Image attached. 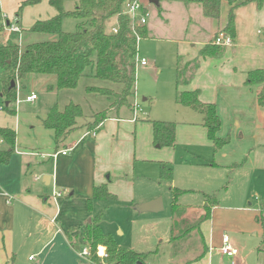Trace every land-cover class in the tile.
Listing matches in <instances>:
<instances>
[{
  "label": "crops",
  "instance_id": "0c3cea01",
  "mask_svg": "<svg viewBox=\"0 0 264 264\" xmlns=\"http://www.w3.org/2000/svg\"><path fill=\"white\" fill-rule=\"evenodd\" d=\"M24 1L0 0V10L7 22L5 26L16 25L22 31L21 39L35 43L33 37L37 35L26 31L36 21L48 20L57 13L49 0H42L24 7L17 18L16 12ZM171 1L142 3V12L149 21L145 40L174 41V37L159 32L166 31L169 25ZM174 1L182 12L195 14L196 36L189 40L179 38L175 41L176 51L170 58L167 56L162 68L173 69L174 81H166L162 89L155 82L151 92L141 93L148 97L143 101L159 99L175 105L178 118L173 121L154 119L153 102L149 115L138 116L144 113L141 108L136 113L125 108L110 109L104 120L90 128L95 119H79L76 127L56 143L54 132L45 129L42 120L54 105L64 106L59 104L58 92L48 93L43 87L44 108L27 121L23 117L25 111L30 105L37 107L38 98L32 103L25 98L34 91L21 87L19 95L24 97L9 105L0 84V128L16 133L9 163L0 165V264H81L76 254L83 246L81 233L92 217L101 213L103 218L101 208L137 213V205L161 197L169 201L171 196L172 200L174 190L184 192L177 209L170 211L169 217L163 216L169 222L166 228L157 229L156 239L162 241L168 236L169 249L172 237L199 224V243L205 246L206 253L197 262L190 257L196 250L184 253L185 256L170 254L171 264H264V105H257V88L245 85L249 72L264 69V1L258 6L253 0H221L218 20L203 17L197 6ZM231 10L235 20L232 44L223 47L219 58H201L200 50L221 33ZM9 35L5 28L0 32V46L6 44ZM195 60L198 67L190 82L176 87L178 62L186 65ZM157 62L146 61V66L140 68L148 80H153L154 75L159 80L162 71ZM160 91L166 96H160ZM192 91L199 93L201 103L216 107L220 119L217 136L229 139L218 152L213 151L201 116L176 103L178 92ZM7 106L14 114L4 110ZM153 120L175 123L173 147L161 149L154 145L150 123ZM65 150L67 154L62 155ZM6 151L8 147L0 141V152ZM163 164L172 170L170 181L159 179ZM101 185L107 186L115 201H95L89 213L87 200L92 197L93 188ZM54 191L61 196L52 197ZM210 195H214L215 203L206 219L204 197ZM162 205L164 212L165 200ZM159 213L144 215L156 218ZM225 235L237 250L233 259L219 252Z\"/></svg>",
  "mask_w": 264,
  "mask_h": 264
},
{
  "label": "trees",
  "instance_id": "16d2710c",
  "mask_svg": "<svg viewBox=\"0 0 264 264\" xmlns=\"http://www.w3.org/2000/svg\"><path fill=\"white\" fill-rule=\"evenodd\" d=\"M127 0H78L73 11H64L63 0H49L50 6L56 11V16L48 20L36 21L26 32L32 35H41L44 40L19 47L18 35L10 33L5 45L0 46V84L2 94L8 104H15L17 99V82L24 83L30 76L54 77L55 83L48 85L46 91H76L82 79L109 83L117 87L116 93L110 89L87 87L89 93L102 96H113L114 101L108 109L95 113V121L88 128L101 122L107 117L110 109L118 111L125 108L133 113L135 102V60L137 57L136 37L131 28L130 19L122 14V6ZM186 6H197L201 9L203 17L218 20L221 10V0H178ZM256 1L258 6L264 0ZM42 0H26L16 12L20 17L26 6L37 5ZM114 18V24L108 25ZM77 21L75 31L63 30V20ZM0 10V32L6 25ZM10 25V24H9ZM116 28V33L112 29ZM22 32V31H21ZM135 32L140 38L146 39L145 26H138ZM225 36L234 39L235 20L232 10L229 12L227 23L221 31ZM23 46V47H22ZM223 47L214 43L205 45L199 52L201 58H219L223 54ZM198 67V62L176 67V87L187 85ZM11 82L14 87H11ZM245 85L257 88L256 101L258 106L264 105V69H257L247 74ZM115 93V94H114ZM199 93L178 92L176 103L187 107L199 114L202 125L207 130L213 151L218 152L229 143V139L219 138L220 119L213 104H204L199 101ZM4 110L14 114L9 106ZM83 117V108L79 104L69 102L62 108L54 105L42 120L45 129L54 132L56 143L61 142L77 125ZM153 130V143L158 148H170L175 143V123L165 121H150ZM0 141L8 147V151L0 152V165H7L13 154L16 133L7 128H0ZM172 170L166 164L161 165L159 179L170 181ZM184 191L174 190L171 202V212H174L179 198ZM205 218L210 215V206L214 205V195L205 196ZM95 201H115V196L108 191L106 185L93 188L92 197L87 200L88 212H92ZM102 214L91 218L86 225L82 236V245H88L91 250V262L101 264L95 252L98 247H104L106 264H147L148 260L156 257L159 250L138 253L133 250L119 247L110 234L102 231L100 223ZM199 224L192 226L186 232L169 241L170 254L175 256L181 252L197 250L193 262L199 261L206 253L202 243ZM192 262H188L190 264Z\"/></svg>",
  "mask_w": 264,
  "mask_h": 264
},
{
  "label": "rangeland",
  "instance_id": "374dc122",
  "mask_svg": "<svg viewBox=\"0 0 264 264\" xmlns=\"http://www.w3.org/2000/svg\"><path fill=\"white\" fill-rule=\"evenodd\" d=\"M77 1L78 0H63L64 11H73ZM142 3L146 4V0H143ZM168 4L171 5L170 6L171 14L169 15L170 16L169 25L167 26L166 31L159 30V32L166 35L167 37L168 36L171 38L174 37L173 38L174 41L169 42V41L157 39L156 41L153 42L142 39L139 40V42L137 43L138 55L141 57H145L144 60L148 61L149 64L151 63V61L158 60L157 63L159 67H161L160 70L162 71V74L159 77L158 81H157L158 76L156 75L153 76V80L156 79V81L148 80V78H145L144 72L140 69L142 67L138 65L139 67L136 69V74H135L136 78H135L134 93L138 108H141L142 111L145 113V114L139 113L138 116L147 115L148 113L151 114L152 110L150 111V106L153 102L154 106L152 108L153 112L151 115L155 117L154 119L173 121L174 119L178 118V113L176 111L177 107L175 105H168L159 99L157 102L154 101L150 102V100L149 102L143 101L144 98H148V97H146L145 94H141V93H149V91L151 92L154 87L153 83L155 82H158L155 84V86L159 89H162L163 86H166V81L169 82L174 81L175 72L173 71V69L169 70L167 68H162L163 65L166 64L167 56H169L170 58L171 53L173 51H176L177 44L175 41H177L179 38L189 40V39H193L194 38L193 36H196L195 26H194L195 14L194 13L188 14L186 12H182L181 9H179L180 5L175 4L174 0H172L171 3ZM189 20H191L192 22L188 23ZM113 24H114V18L110 19L108 22L109 26ZM76 28H77V21L71 19L63 20L64 31L72 32L75 31ZM33 38H35L34 41L39 42L42 41L45 37L41 35H37V37H33ZM17 41L18 40H16V42ZM28 43L30 42H27L25 39H21L20 47L21 45L25 46ZM139 56H138V60L140 61L141 59ZM54 80H55L54 77L30 76L26 79V81L23 84L22 83L19 84L20 92H21V87L25 86L27 91H34L36 97L38 98V101L35 103L37 107H32L30 105L29 107H27L25 111V115L23 117L27 119V121L29 118H36V116H38L39 113L43 110L44 107L41 105V103L44 102V100L46 99V97H44L46 92L45 90H43V87L46 88V85H53L55 83ZM87 87H98V88L100 87V88L110 89L115 93L117 91V87L115 85H110L109 83H102L91 79L90 80L82 79L76 91L58 92L57 96L59 97L58 101L61 107L71 102L74 104H79L83 108L84 110L83 117L81 118L84 119L83 121H85L86 119H92V117L96 115L95 113L102 112L106 108L108 109L109 105L114 101L113 96H109V98H107L106 96H102L99 94L89 93L88 91H86ZM163 95L166 96L165 93L161 92L160 96ZM20 96L21 98L24 97L23 94L20 95L18 94V99H20ZM0 104H1V99H0ZM30 112L33 113L30 114ZM162 200H165L166 211L159 213L160 215L158 216L152 215V216H157L156 218L151 217L149 215H144L147 213H139V212L131 213L129 211L126 212L121 208L120 209L114 208L108 210L101 208L103 211V218H102L103 220L100 223V227L103 232L110 233L115 238L117 245L124 249L135 250L138 252H146L157 248L159 250L158 251L159 254L156 257L149 259L147 264H171V262L169 261L170 250L167 248L166 245L169 240L168 236L164 238L162 241L156 239L155 236L157 229L161 230L164 228V226L166 228L169 222L168 217L170 216L171 202H172L171 196L169 201L166 200L165 198H162ZM163 216H168V217L166 219V217L164 218ZM155 225H159V226L153 228L152 226ZM121 233L123 234L121 235ZM81 235H83V233H81ZM80 247L83 248V246ZM100 249H102L103 252L104 249L99 248V253H100ZM197 250L198 249H196V252ZM196 252L192 254L190 257L196 258L197 255L199 254ZM184 253L185 251L175 255V257L185 256L186 254ZM79 261L81 264H85V261L83 259L79 258ZM183 264H188V263L184 262Z\"/></svg>",
  "mask_w": 264,
  "mask_h": 264
},
{
  "label": "built area",
  "instance_id": "2783aa9c",
  "mask_svg": "<svg viewBox=\"0 0 264 264\" xmlns=\"http://www.w3.org/2000/svg\"><path fill=\"white\" fill-rule=\"evenodd\" d=\"M142 2H143V0H127L122 6V14L127 16L130 19L131 28L133 30L135 37H136L137 43L139 42L140 38L138 37V35L135 32V28L138 26H145L146 22H147V17L142 12V10H143ZM4 28L9 33H16L18 35V45L20 47L21 30L16 25H8V26H4ZM112 33H116V28L112 29ZM213 43L217 46L225 47V46H229L232 44V39L229 36H225L223 33H220L218 36H216ZM146 64L147 63L144 59H141L139 61L138 57H136V60H135L136 69L139 67L138 65H140L141 67H145ZM19 92H20V85L17 82L16 103L19 102V99H18ZM36 98L37 97L35 94H30L29 96H26L25 101L32 103L36 100ZM137 111H140V108H138L137 104L134 102V112L136 113ZM135 113H134V116H135ZM67 152H68V150H65V151H62L61 153H62V155H65V154H67ZM56 155L57 154H55L54 156H56ZM60 196H61L60 192L54 191L52 194V197H54V198H57ZM219 252H220V254H222L228 258H231V259H233L237 255V250L231 245L230 238L227 235L223 236V238H222V245L219 248ZM76 254H77L78 258L83 259L88 264H93L91 262V257H92L91 250H90V247L88 245H83V248L79 247L76 250ZM95 254L99 259L102 260L101 264H106L105 262H103V259L106 258L105 249L100 254L99 248H97Z\"/></svg>",
  "mask_w": 264,
  "mask_h": 264
},
{
  "label": "water",
  "instance_id": "95a60500",
  "mask_svg": "<svg viewBox=\"0 0 264 264\" xmlns=\"http://www.w3.org/2000/svg\"><path fill=\"white\" fill-rule=\"evenodd\" d=\"M154 3L157 4L156 1H154ZM11 87H14L13 82H11ZM135 209L139 213H159L163 210L162 199L157 198L153 201L137 205Z\"/></svg>",
  "mask_w": 264,
  "mask_h": 264
},
{
  "label": "bare ground",
  "instance_id": "6f19581e",
  "mask_svg": "<svg viewBox=\"0 0 264 264\" xmlns=\"http://www.w3.org/2000/svg\"><path fill=\"white\" fill-rule=\"evenodd\" d=\"M102 252V249H100V253Z\"/></svg>",
  "mask_w": 264,
  "mask_h": 264
}]
</instances>
